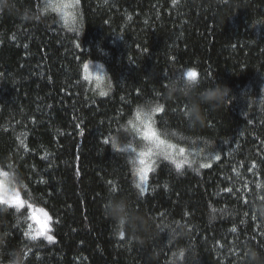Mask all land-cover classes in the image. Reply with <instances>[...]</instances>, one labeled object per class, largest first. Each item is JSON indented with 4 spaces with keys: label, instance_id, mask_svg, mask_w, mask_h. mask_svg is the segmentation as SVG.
I'll list each match as a JSON object with an SVG mask.
<instances>
[{
    "label": "trees",
    "instance_id": "trees-1",
    "mask_svg": "<svg viewBox=\"0 0 264 264\" xmlns=\"http://www.w3.org/2000/svg\"><path fill=\"white\" fill-rule=\"evenodd\" d=\"M74 2L66 18L54 0L0 9V180L24 202H0V264L17 248L26 264H173L177 248L190 264H245L246 245L264 255V221L253 212L264 201V0ZM86 63L103 68L102 87L86 80ZM189 69L202 87L231 89L195 130L184 100L165 94ZM145 100L162 106L152 123L176 147L145 158L140 193L136 158L151 145L136 106ZM113 195L154 227L178 221L189 235L121 238L102 210ZM31 209L49 217L35 242L25 235Z\"/></svg>",
    "mask_w": 264,
    "mask_h": 264
},
{
    "label": "clouds",
    "instance_id": "clouds-1",
    "mask_svg": "<svg viewBox=\"0 0 264 264\" xmlns=\"http://www.w3.org/2000/svg\"><path fill=\"white\" fill-rule=\"evenodd\" d=\"M44 7L47 8V5H44ZM165 94L168 97L184 100L185 110L181 113L182 118L190 129L195 130L203 127L206 122L207 111L205 106L212 110L219 109L231 95V89L227 85L220 83L202 87L197 79L193 81L187 75H184L183 77H172L168 81ZM153 103L145 100L136 106V111L139 110L143 113L151 114ZM117 137L119 141L120 133H117ZM256 188L264 191V183H257ZM102 210L112 222L113 229L117 234L122 231L125 235L149 238L166 233L170 240L184 238L189 235L188 226L178 221H171L154 227L152 219L139 214L125 196H111L104 202ZM3 211H6V209ZM253 212L259 219L264 221V201L256 203L253 207ZM46 227V225L41 224L36 231V236L42 237ZM6 240L7 232L0 229V246H3ZM36 240L32 241L35 242ZM186 251L185 249L177 248L172 253L173 264H190L186 258ZM244 259L245 264H264V255L252 245L245 246ZM8 264H26L24 249L17 248L13 250Z\"/></svg>",
    "mask_w": 264,
    "mask_h": 264
},
{
    "label": "snow or ice",
    "instance_id": "snow-or-ice-1",
    "mask_svg": "<svg viewBox=\"0 0 264 264\" xmlns=\"http://www.w3.org/2000/svg\"><path fill=\"white\" fill-rule=\"evenodd\" d=\"M67 6L70 7L71 5H67ZM7 7H9L8 0H0V9L7 8ZM129 19H131V17H129ZM77 47H80V45L77 44ZM84 68L87 71L88 65L85 64L84 65ZM185 75H187L189 79L195 81L197 79V75L198 74H197V72H196L195 69H189L185 73ZM99 94L101 96H104L107 93L104 92V91H101ZM162 110H163L162 106H159L158 105L155 109H152L151 114L143 113L142 111H139V110L136 113V119L138 121H140V123L143 125V130H142V133H141L142 134V138L145 141H148L152 145L150 147H146L144 150H141L137 154V158L136 159L138 160V163L141 166V167H139L137 169V173L139 174L142 183L145 180V174L148 171V168L145 167V165H146V159L145 158L154 155L156 149H160L161 151H163L164 149H167V148H175L176 147V145L166 143V141L160 139V137L158 136L157 132L154 130V128L152 126V114L155 113V112H157V111H162ZM129 123H131V121ZM106 143H107V141H106ZM113 146H115V141H113ZM132 150L135 152V149H132ZM184 151H185L184 148H180L179 149V152L181 154H183ZM165 158H167V154L166 153H165ZM216 159L219 160L220 157L219 156H216ZM135 162H136V160L133 161V163H135ZM153 163H154V161H153ZM181 166H182L181 163H176V168L177 169H180ZM201 167L207 168V167H209V165L208 164H203V165H201ZM256 167H257L256 163L253 162L252 168H256ZM2 174L5 177L8 175L7 172H4ZM136 187L137 188H140L141 189V193H143L144 189L142 187V184H137ZM112 191L115 192V189H112ZM226 191L231 192L232 189L231 188H228V189H226ZM0 202H2L3 204H8L9 203V201L8 200H5V199L3 201H0ZM13 203L19 205L20 207H23L24 202L20 199L19 192H16L15 193V197H14ZM213 211H215V209H213ZM44 215L47 217V213H44ZM29 228H31V225H29ZM232 231L235 232L236 231V228L235 227L232 228ZM25 235L26 236H29L30 239H32V240H35V239L38 238L36 236V234L35 235H30V233H25ZM42 235L44 236L45 235V232H43ZM118 235L121 238H123L125 234H124V232L121 231ZM46 239L49 242H52L54 238L51 235H47L46 236ZM182 255H183V253H182Z\"/></svg>",
    "mask_w": 264,
    "mask_h": 264
},
{
    "label": "rangeland",
    "instance_id": "rangeland-1",
    "mask_svg": "<svg viewBox=\"0 0 264 264\" xmlns=\"http://www.w3.org/2000/svg\"><path fill=\"white\" fill-rule=\"evenodd\" d=\"M74 0H54V4L57 8H59L60 13L66 18L68 15V13H71V10L74 6ZM67 5H71L70 7H68ZM88 65V69L87 71L84 70V77L86 78V80L93 86V87H97L100 88L102 87L103 83H104V71L103 68L100 65L97 64H89L86 63ZM137 129H138V134L139 136L142 138V130H143V125L140 123V121L137 122ZM152 126L154 128V130L156 131L153 123ZM157 132V131H156ZM158 134V132H157ZM158 136L160 137V139L166 141L165 139H163L159 134ZM166 143H169L168 141H166ZM144 144L145 146H149L151 145L148 141L144 140ZM171 144V143H169ZM152 146V145H151ZM150 163V161H149ZM146 164L145 167L148 168V165L150 166V164ZM147 178V172L145 174V180L143 181V183L141 182L140 176L137 173V183L138 184H142V187L145 191L146 186L145 185V181ZM140 189V188H139ZM141 193V189L139 190ZM143 191V193H144ZM15 197V193L13 188L6 184L5 182H3L2 180H0V201H3L4 199H7L9 201V203H11V201L14 200ZM2 203V202H1ZM44 213H46L43 209H31V216H32V220H31V230H32V235L36 234V231L40 228L41 224L46 225V229H45V234L47 232V228L49 227V217L47 215V217L44 215Z\"/></svg>",
    "mask_w": 264,
    "mask_h": 264
}]
</instances>
